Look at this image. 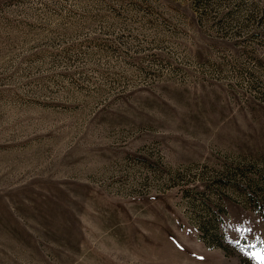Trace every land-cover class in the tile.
I'll list each match as a JSON object with an SVG mask.
<instances>
[{
    "label": "rangeland",
    "instance_id": "obj_1",
    "mask_svg": "<svg viewBox=\"0 0 264 264\" xmlns=\"http://www.w3.org/2000/svg\"><path fill=\"white\" fill-rule=\"evenodd\" d=\"M0 264H264V0H0Z\"/></svg>",
    "mask_w": 264,
    "mask_h": 264
}]
</instances>
